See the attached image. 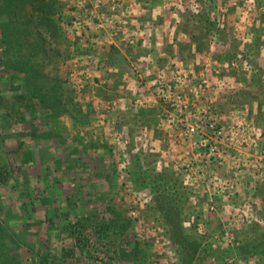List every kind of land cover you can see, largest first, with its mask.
I'll return each mask as SVG.
<instances>
[{
    "label": "rangeland",
    "instance_id": "obj_1",
    "mask_svg": "<svg viewBox=\"0 0 264 264\" xmlns=\"http://www.w3.org/2000/svg\"><path fill=\"white\" fill-rule=\"evenodd\" d=\"M49 2L48 31H42L45 54L32 61L41 62L39 73L47 86L39 87L58 86L57 120L64 142L81 150L88 171L105 174L102 201L132 218L141 244L138 264H182L177 256L182 235L200 244L192 264H264L260 255L247 253V239L264 233V189L259 193L264 182V75L255 76L250 64H259L264 74V44L260 48L251 42L259 27L249 7L238 0H227L232 4L228 11L219 8L222 0ZM193 8L214 17L226 43L236 49L214 36L204 40V51L193 50L187 16ZM41 17L22 11L19 23L31 28ZM15 52L26 60L30 45H12L11 61L20 58ZM150 52L159 94L143 115H133L123 104L136 101L130 99L132 89L147 71L139 62ZM168 90L177 106L168 101ZM89 93L95 96L92 109L85 102ZM138 116L151 122L149 128L136 124ZM195 122L201 127L190 137L186 129ZM208 123L221 126V136L206 129ZM12 138L7 149H13ZM54 146L44 147V154L53 149L60 155V138ZM139 167L145 170L143 183L135 172ZM51 168L38 184L60 200V192L68 191L63 167ZM162 171L172 176L178 191L180 210L173 225L165 222L156 193L149 192L152 175Z\"/></svg>",
    "mask_w": 264,
    "mask_h": 264
},
{
    "label": "trees",
    "instance_id": "obj_2",
    "mask_svg": "<svg viewBox=\"0 0 264 264\" xmlns=\"http://www.w3.org/2000/svg\"><path fill=\"white\" fill-rule=\"evenodd\" d=\"M238 1H243L252 12V22L259 30L254 31L251 42L262 48L264 0ZM220 5L221 11H228L232 4L222 0ZM242 7L239 5V10ZM22 11L43 17L36 18L30 28L24 22L19 23ZM0 13L4 17L0 20V264H138L141 244L132 218L102 201L101 192L107 181L101 178L105 174L88 171L81 150L64 142L57 120L61 98L58 86L44 90L39 87L41 83L47 86L39 73L41 62L32 61L45 54L42 31H48L44 26L51 17L49 0H0ZM187 16L193 25L189 34L193 50L204 51L207 46L204 40L214 36L227 48L236 49L226 43L214 17L198 8ZM14 44L20 48L30 45L26 60L19 52L15 55L20 58L10 60ZM237 53L244 59L243 50ZM250 64L255 76L264 75L259 64ZM12 137L15 139L11 150L7 149L6 141ZM57 137L63 144L62 153L58 155L52 149L44 154V147H55ZM50 167L52 171L63 167L68 191L60 192L63 197L60 200L52 196L51 189L38 184L40 179L47 178ZM135 172L143 183L145 170L139 167ZM167 175L163 171L153 174L149 192L156 193L165 222L173 225L180 210L176 203L178 191L171 185L172 176ZM261 184L259 193L263 194L264 182ZM253 192L256 196L255 189ZM199 247L193 236H180L179 262L192 264ZM247 253L264 258V233L247 239Z\"/></svg>",
    "mask_w": 264,
    "mask_h": 264
},
{
    "label": "crops",
    "instance_id": "obj_3",
    "mask_svg": "<svg viewBox=\"0 0 264 264\" xmlns=\"http://www.w3.org/2000/svg\"><path fill=\"white\" fill-rule=\"evenodd\" d=\"M167 42L169 43H173V40H167ZM170 47V46H169ZM169 51L174 52V50L172 49H169ZM169 51H167L166 53H169ZM175 53V52H174ZM144 58H142L143 60H145V62H142L140 61L139 63H145V67L144 69H146L147 71L144 72V76H142V84H138L136 85L133 89H132V92H131V95H130V99L131 100H136L134 101L132 104H123L124 108L123 110H126L128 111L129 109L134 111V114L133 115H143L144 112L147 110L145 108L149 107L150 105H153V100L155 99L156 97V93H158V87H157V83L154 81V76H158L157 73L155 72L156 70V66L154 65V62L156 61L155 58V55L153 52H150L149 54L143 56ZM165 58L163 57L161 60H159L161 63V66L164 65V61ZM156 73V74H155ZM160 84V83H159ZM143 85V86H142ZM156 85V86H154ZM126 94V93H125ZM87 97L89 95H92V94H86ZM95 96H89V98H87V101L86 102V105H90V109H92V105H93V101L91 99H94ZM128 98V97H127ZM102 100V97L99 98V100ZM130 103V100L127 99ZM141 101V104L138 102V101ZM133 104H135L133 106ZM149 105V106H148ZM92 106V107H91ZM134 107V108H133ZM139 107H143V108H139ZM152 107V106H150ZM89 109V110H90ZM91 111V110H90ZM139 111H141V113H139ZM88 112V110H87ZM136 124H138L139 126H143L145 129L147 128L146 126H149L151 125V122L150 121H147L146 118H144L143 116H138L136 117Z\"/></svg>",
    "mask_w": 264,
    "mask_h": 264
},
{
    "label": "built area",
    "instance_id": "obj_4",
    "mask_svg": "<svg viewBox=\"0 0 264 264\" xmlns=\"http://www.w3.org/2000/svg\"><path fill=\"white\" fill-rule=\"evenodd\" d=\"M174 93L171 92V90H168L167 92V99L170 101V104L172 106H177L175 103V98L173 96ZM201 127V123L197 124V122L188 125L186 129V133L188 136L192 137L193 134ZM205 128L208 129L210 132H212L216 136H221L222 134V128L221 126L214 125L213 123L205 124Z\"/></svg>",
    "mask_w": 264,
    "mask_h": 264
}]
</instances>
